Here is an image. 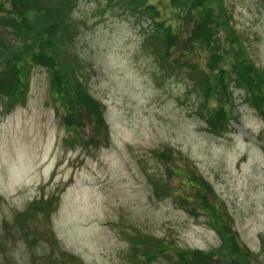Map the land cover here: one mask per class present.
<instances>
[{
  "label": "rangeland",
  "instance_id": "rangeland-1",
  "mask_svg": "<svg viewBox=\"0 0 264 264\" xmlns=\"http://www.w3.org/2000/svg\"><path fill=\"white\" fill-rule=\"evenodd\" d=\"M184 1L75 0L66 35L62 15L49 25L44 65L32 40L29 77L0 89V264H264V0H223L231 35L157 50V26L190 39ZM10 25L4 64L25 39ZM218 210L237 251L220 250Z\"/></svg>",
  "mask_w": 264,
  "mask_h": 264
},
{
  "label": "trees",
  "instance_id": "trees-1",
  "mask_svg": "<svg viewBox=\"0 0 264 264\" xmlns=\"http://www.w3.org/2000/svg\"><path fill=\"white\" fill-rule=\"evenodd\" d=\"M30 1L34 0H0V20L3 19L6 23H10V26L16 31L17 35L19 37L25 38L24 43L16 50V53H18L17 57H14V54H6L8 56H4L2 58L7 61V64L2 63L0 60V81H2V83L0 82V89L2 90L14 88L13 86L21 83L24 75L27 78L29 67L30 65H33L32 62L34 61L35 51H38L37 48H35V51H32V47H34L33 44L31 45L32 40L33 42H37L40 46H42L39 54L37 55L39 63H43L46 59H48V51L43 53L44 44H42V42H51L50 39H52V36L47 37V35H49L48 30L52 24L56 25L59 19L55 18L54 16L62 15V17L65 18V16H67L70 11L69 3L71 0H54L52 3H48L47 0H42V4H40L38 0V2H35L36 8L34 10L31 9V12H29L26 6ZM186 2L190 6L197 5V9H193V16L197 18V26L194 27L190 39H187V44L193 47L196 43H200L199 40L202 42L206 41V43L211 41L214 36V34H212V29L218 23V18H221L224 13L223 0H186ZM21 7H25L26 11L20 10L19 8ZM196 33L199 34L198 37L196 36ZM163 35L170 41H176L177 36L179 37L175 27L174 29H170L164 26ZM54 44L55 43H53V45ZM27 51L29 52L27 53ZM26 53L27 55L31 53V58H33V61L30 60V62L27 57H25ZM233 65H235L234 62ZM240 72L243 75V78H245V70H241ZM57 79L61 81L60 78L54 77L53 83L55 85L57 84ZM22 87H24V83H22ZM261 95L263 94H258V96ZM65 99H62V103L65 101ZM84 100L87 101V98H84ZM88 101L91 103V98H88ZM254 103H260V101L256 100ZM64 105L70 107L71 111L75 113L77 112L78 106L74 102L72 96H70L69 99L65 101ZM97 119L100 120L99 113L95 118H92V121H96ZM93 128H96L95 124L92 126V129ZM196 188L200 189L198 186ZM216 213L219 215L213 219L211 223L219 231L221 236L223 245L220 250L224 248L226 251H229L230 249H236L237 251L239 246L236 232L234 231L232 225L230 229H225V224L227 223L229 217L224 213L219 212V210ZM238 251L243 252V250ZM213 253L214 252H209L204 254V257L211 258ZM243 253L246 254V252ZM244 254H239L238 252L234 253L240 264H246Z\"/></svg>",
  "mask_w": 264,
  "mask_h": 264
}]
</instances>
